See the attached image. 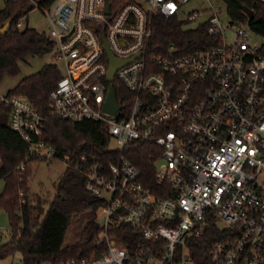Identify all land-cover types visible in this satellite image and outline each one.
I'll return each mask as SVG.
<instances>
[{"label": "built area", "instance_id": "2783aa9c", "mask_svg": "<svg viewBox=\"0 0 264 264\" xmlns=\"http://www.w3.org/2000/svg\"><path fill=\"white\" fill-rule=\"evenodd\" d=\"M189 1L136 0L112 17L105 0H56L45 11L61 70L48 114L105 125L115 152L108 162L86 152L60 159L97 201L102 251L51 264H264V35L213 12L207 34L216 44L183 57L153 55L155 17L178 18ZM103 36L117 60L140 54L114 74L113 88L116 81L132 96L127 107L114 89L115 114L103 111L110 85ZM0 100L29 153L57 159L34 106L20 95ZM130 140L155 146L154 190L124 156ZM209 222L219 232L199 259L193 249Z\"/></svg>", "mask_w": 264, "mask_h": 264}, {"label": "trees", "instance_id": "16d2710c", "mask_svg": "<svg viewBox=\"0 0 264 264\" xmlns=\"http://www.w3.org/2000/svg\"><path fill=\"white\" fill-rule=\"evenodd\" d=\"M56 0H6L0 9V29L10 21V28L5 35L0 34V83L4 77L20 74V63L28 57H43L52 51V44L45 33L33 28L19 29L17 25L23 15L34 8L48 10ZM110 6L111 17L122 6L136 0H105ZM227 14L233 21L246 24L252 31L264 35V3L256 0H222ZM247 11H251L249 17ZM208 24L204 22L196 29H185L184 22L177 17L164 19L156 16L153 21L154 36L150 40L151 53L155 56L176 58L183 57L204 47L217 43V38L207 34ZM173 47V50H170ZM61 77L60 68L48 63L25 78L8 91L5 99L20 95L25 97L44 118L41 139L54 149L57 159L69 154L73 158L79 154L93 153L104 162L115 161V152L111 155L107 149L110 136L105 125L91 121L80 123L57 118L48 114L47 100ZM117 99L121 104L131 94L114 82ZM10 108L0 100V180L3 188L0 192V209L7 213L9 221V239L0 241V258L11 255L14 251L21 253L20 264H41L46 257L51 262L71 257L89 258L100 253L96 236L100 227L95 221L97 201L84 187V176L69 168L56 187V193L46 208L38 197H32L29 187L30 170L28 164L36 159L29 153L28 144L21 136L8 126ZM155 146L146 140H130L124 149V156L141 172L142 181L153 190ZM25 165L24 171L19 165ZM54 214L84 219L79 237L68 244H57L56 238L45 236L47 224L52 223ZM54 215V216H53ZM52 217V218H51ZM51 219V220H50ZM54 221L57 222L56 219ZM215 222L207 223L204 232L198 237L193 249L194 256L204 259L207 247L218 235ZM54 240L56 247L45 249Z\"/></svg>", "mask_w": 264, "mask_h": 264}, {"label": "rangeland", "instance_id": "374dc122", "mask_svg": "<svg viewBox=\"0 0 264 264\" xmlns=\"http://www.w3.org/2000/svg\"><path fill=\"white\" fill-rule=\"evenodd\" d=\"M6 0H0V9L4 7ZM143 4V0H138ZM47 11V10H45ZM45 11H40L37 7L23 15L19 20V29L25 27L33 28L37 32L48 34V23L45 17ZM218 13V17L223 24L230 22V17L227 14L226 6L222 0H191L188 3L180 6L178 19L184 22L185 29H196L198 26L208 20L212 13ZM193 13H198V17H192ZM192 17V18H191ZM230 33V32H229ZM48 63H53L51 53L39 58L28 57L20 63V74L15 77H4L0 83V96H5L8 91L13 89L20 81L38 72L42 66ZM111 144H114L111 142ZM29 187L32 197H38L46 208L47 204L52 200L56 193V187L60 182L61 177L65 172V165L60 159H36L28 164ZM3 188V181L0 180V192ZM55 215V216H54ZM51 222L47 224L45 236L56 238L57 244H68L76 241L79 237L80 230L84 224V219L73 217L69 220L68 217H63L54 214ZM54 219L57 220L54 221ZM9 221L7 213L0 209V241L5 242L9 239ZM45 249L53 251L56 247V242L52 240ZM21 253L14 251L11 255L0 258V264H20ZM41 264H51V257H46Z\"/></svg>", "mask_w": 264, "mask_h": 264}, {"label": "water", "instance_id": "95a60500", "mask_svg": "<svg viewBox=\"0 0 264 264\" xmlns=\"http://www.w3.org/2000/svg\"><path fill=\"white\" fill-rule=\"evenodd\" d=\"M109 11H110V6H109V4H107L106 5V9H105V13L108 14ZM246 13H247V15L249 17L252 15L251 11H247ZM10 23H11L10 21H7L3 25V27L0 29V34L1 35H5L7 33V31L10 28ZM103 48L106 51L107 58H108V61H109V67H108V70H107L106 79H107V82L110 83L109 88H108L106 101H105V103L103 105V111L105 113H108V114H115L116 111L118 110V104L116 102V96H115L114 88H113V85H112V82L114 80V74L121 67L131 63L135 58H139L140 54H137V55H135V56H133V57H131L129 59L117 60L110 53L104 36H103Z\"/></svg>", "mask_w": 264, "mask_h": 264}]
</instances>
